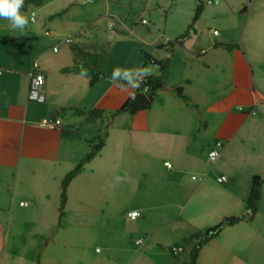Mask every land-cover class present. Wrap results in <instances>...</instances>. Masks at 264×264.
<instances>
[{
    "label": "crops",
    "instance_id": "obj_1",
    "mask_svg": "<svg viewBox=\"0 0 264 264\" xmlns=\"http://www.w3.org/2000/svg\"><path fill=\"white\" fill-rule=\"evenodd\" d=\"M202 1L203 13L209 4ZM221 3L231 5L228 0H213ZM31 9L21 12L30 11L23 30L0 18V264L31 261L21 253L23 231L36 240L50 236L51 245L59 242L51 250L43 248L40 264H85L88 230L95 227L94 215L103 211L99 204L103 193L115 195L112 182L120 178V156L132 164L131 178L154 180L156 164L167 167L165 158L175 164L173 174L146 185L138 225L145 244L133 252L129 264H187L172 258L183 245L196 243L185 240L224 219L238 221L202 245L196 264H264V0H253L248 11L243 9L240 41L225 34L217 40L203 38L195 29L203 21L201 13L187 37L196 40L191 49L185 40L169 47V40L165 48L157 49L159 53L149 54L157 61L169 60V67L160 73L158 65L149 64L147 76L160 75L164 82L150 101L158 109L153 112L148 106L134 113L119 112L133 98L114 87L112 73L100 69V57L92 51L97 40L87 44L66 38L70 42L63 39V46L58 45L62 39L50 45L57 14L38 20ZM74 27L71 34L79 35V24ZM225 44L239 48L228 52ZM33 62L43 76L42 102L28 99ZM81 68L87 76L81 75ZM176 88H181L189 105L174 94ZM137 92L132 90L134 96ZM139 113L148 116L142 114L134 133L133 121ZM49 116L60 118L58 129L40 127ZM103 132V148L66 189L64 221L57 228L61 181ZM215 143L221 144L217 173L206 168L202 157ZM184 171L197 174V179L191 177L193 186L183 183ZM220 176L225 183L217 182ZM253 176L263 179L258 209L241 219L249 213L246 201ZM103 180L109 182L105 187ZM104 207L108 210L104 224L109 218L116 225V205ZM112 248L123 256L128 251L117 245Z\"/></svg>",
    "mask_w": 264,
    "mask_h": 264
},
{
    "label": "rangeland",
    "instance_id": "obj_2",
    "mask_svg": "<svg viewBox=\"0 0 264 264\" xmlns=\"http://www.w3.org/2000/svg\"><path fill=\"white\" fill-rule=\"evenodd\" d=\"M248 1L253 2V0H228L231 3L230 6L224 3L206 5V9L202 13L203 21L199 29L195 24V29L201 36L202 34L205 36L203 38L212 37L217 40L225 34L228 37H238L240 41L241 25H243L242 22L246 17V13L242 11L244 8H247V11L250 8ZM43 5L41 11L38 8H32L31 11L35 14L34 18L38 20L43 19L45 14H57L50 28L54 34L53 38H48L50 45L58 43L57 39H62L58 43L59 46H63V39L66 38L76 43L86 40L87 44L96 39L97 43H94L92 51L100 57V69H106L112 73L116 68L142 69L145 67L149 69L150 63L142 58L141 51L151 55L152 53L157 54L159 53L157 49L165 48L167 41L175 40L183 35L192 24L196 0H89L87 3L82 2V0H44ZM230 7L233 8V11L234 8L238 9L237 12L232 14ZM29 15L30 11L24 16L28 17ZM142 20H145V25L140 24ZM76 23L81 28L78 32L79 35L71 34ZM232 26H236L235 29H232ZM225 27L229 29L225 30ZM213 30L217 31V35L212 33ZM201 36L199 38H202ZM140 39L146 42H141ZM191 40L185 39L188 49L197 44L195 39L194 41ZM150 108L153 112L158 109L157 106L152 107L151 104L149 105ZM142 114L147 115V113H139L133 121L134 133L138 124L142 123V118L144 119ZM133 140L137 144L138 140L136 138ZM111 143L113 144V142ZM214 149L215 145L207 149L202 157L206 168L211 167L212 170L210 171L217 173L220 161L216 159L210 162L208 158L209 151ZM128 155L131 156L130 153ZM163 161H167L171 168L162 166V163L159 162L154 166L157 177L152 175L154 180H150L149 176L140 175L131 178L132 164L127 162L125 157H119L117 170L121 172L119 173L120 178L112 182L115 195L110 196L108 192L103 193L99 203L103 205V211L94 215L95 227L88 230L87 239L89 238V241L84 248L85 264H129L128 259L134 254L133 252L143 249L144 236L138 232L140 229L138 225H140L142 217L131 221L126 215L131 210L142 214L139 209L142 203L146 204V185L151 186L153 185L152 182L158 184L160 176L165 177L174 173V161L171 158H165ZM136 168L139 169V167ZM135 174L134 172L133 175ZM181 174L183 183L187 186L195 184L191 180L192 176L196 179L198 177L196 173L191 171H184ZM106 183L109 182L103 180L101 182L102 187H105ZM110 204L116 205L117 208V220L114 221L117 222L116 225H112L109 218L108 223L104 224L105 215L108 211L104 206ZM63 221L64 214L62 212V216L57 219L56 227L59 228ZM29 236L27 231H23L22 241L24 245L22 244L21 253L31 258L29 263L24 262V264H40L43 248L48 246L47 249L51 250L59 244L57 241L51 245L50 236L39 240ZM137 240H141L142 243L136 245ZM115 245L125 247L128 251L123 256L121 252L112 248ZM109 247L112 248L110 251L107 250ZM192 248V245H183L182 251L171 257L188 264ZM37 256H39L38 259ZM9 264H14V262Z\"/></svg>",
    "mask_w": 264,
    "mask_h": 264
},
{
    "label": "trees",
    "instance_id": "obj_3",
    "mask_svg": "<svg viewBox=\"0 0 264 264\" xmlns=\"http://www.w3.org/2000/svg\"><path fill=\"white\" fill-rule=\"evenodd\" d=\"M44 0H24V6L20 9V12H25L29 8H38L42 6ZM203 10V1L198 0V4L195 8L194 16L192 19V24L188 27V29L181 35L180 37L176 38L173 41H169L167 43V46L172 47L174 45H182L184 40L189 36L190 32L192 31L195 22L199 19L201 13ZM245 10V9H244ZM226 51L231 52L235 49H238L239 46L237 44H225L223 45ZM82 55V54H81ZM141 56L145 61H148L149 63L156 64L159 67V72H163L168 69L169 67V60H163V61H157L152 56H150L145 51H141ZM93 80V78H92ZM164 86V82L160 75L155 76H146L143 80V82L140 84V87L138 88V91H144L147 95L149 101H152L156 92L161 90ZM147 89V91H145ZM174 94L180 98L182 101L188 104V99L182 94L181 88H176L173 90ZM189 105V104H188ZM127 104L122 106L119 110V112H122L126 109ZM148 108V107H146ZM144 108V109H146ZM105 132H103L96 140L95 144H89V153L76 165V167L67 173L60 184V205H59V211L60 216L62 215L61 211L64 207L65 201H66V189L70 183V181L82 170V167L85 163L90 161L98 151H100L104 146V138ZM262 178L260 176H253L251 179V189L250 193L248 195L246 204H247V210L250 213V215H254L258 209V201L260 199V188L262 185ZM238 219H224L222 222L217 224L216 226L206 230L205 232L194 235L190 239L185 240V242H194L197 238L203 237V241L201 243H195L192 251L190 253V259L188 264H196L198 252L202 245L207 242L208 240H211L215 238L219 232L222 230V228L228 224H233L237 222ZM39 256H37V259ZM38 264V263H37Z\"/></svg>",
    "mask_w": 264,
    "mask_h": 264
},
{
    "label": "clouds",
    "instance_id": "obj_4",
    "mask_svg": "<svg viewBox=\"0 0 264 264\" xmlns=\"http://www.w3.org/2000/svg\"><path fill=\"white\" fill-rule=\"evenodd\" d=\"M89 2V0H82ZM24 6V0H0V18L8 19L13 28L23 30L28 24V18L21 14L20 9ZM148 68L121 69L116 68L111 74V81L121 93L135 98L133 89H138L145 76L150 75ZM81 75L87 76V70L81 68ZM147 91V89H145Z\"/></svg>",
    "mask_w": 264,
    "mask_h": 264
},
{
    "label": "built area",
    "instance_id": "obj_5",
    "mask_svg": "<svg viewBox=\"0 0 264 264\" xmlns=\"http://www.w3.org/2000/svg\"><path fill=\"white\" fill-rule=\"evenodd\" d=\"M142 23L144 24L145 21H142ZM213 34H216V32H213ZM64 42L69 43L70 40L65 39ZM56 50H57L56 47H54L53 51L55 52ZM29 78H30V81H29V87H28V99L30 101H34V102H42L43 101V96H42L43 76L40 73L39 65L37 62L32 63L31 71L29 73ZM39 125L42 128H46V129H50V130H56L61 125V120H60V118H58L56 116H49V117L43 118L40 121ZM220 148H221V144L215 143V149L211 150L208 153V158H209L210 162H213L215 159H217L218 149H220ZM166 166L170 167L169 164H166ZM217 182L219 184H223L226 182V178L224 176H220L217 178ZM20 205H25V203H21ZM127 216L130 220H135V219L140 217V213L137 211H132V212L128 213ZM141 243H142L141 240H137L135 242L136 245H140ZM176 251H177V249H175V248L172 249V252H176Z\"/></svg>",
    "mask_w": 264,
    "mask_h": 264
},
{
    "label": "water",
    "instance_id": "obj_6",
    "mask_svg": "<svg viewBox=\"0 0 264 264\" xmlns=\"http://www.w3.org/2000/svg\"><path fill=\"white\" fill-rule=\"evenodd\" d=\"M206 4H213V0H205ZM150 101L147 95L143 92H137L135 98L128 102L126 109L131 113L136 112L138 109H144L148 107ZM250 213H245L240 218L243 219L245 217H250ZM203 241V237H199L196 239V243H201Z\"/></svg>",
    "mask_w": 264,
    "mask_h": 264
}]
</instances>
